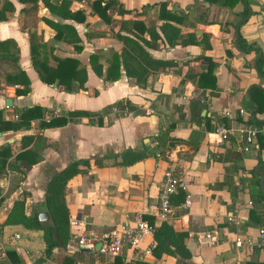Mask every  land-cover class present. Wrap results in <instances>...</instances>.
Wrapping results in <instances>:
<instances>
[{"label":"crops","instance_id":"obj_1","mask_svg":"<svg viewBox=\"0 0 264 264\" xmlns=\"http://www.w3.org/2000/svg\"><path fill=\"white\" fill-rule=\"evenodd\" d=\"M93 1L72 0L70 10L85 13V20L77 22L52 14L40 0L35 10L19 0H0L1 11L7 3L14 8L5 11L6 19L0 20V41L11 40V50L17 55L16 61L0 58L2 117L16 120L17 110L33 105L43 108V120L77 110L99 112L102 116L101 124L96 118L75 116L62 126L41 127V119L37 118L29 127L0 131V149L10 148L7 162L20 165L24 161L17 160L16 155L27 148L37 155L32 165L20 166L19 170L5 166L0 172V262L12 264L6 252L15 251L21 260L19 264H63V256L80 250L71 264H112L117 256L122 258V264H179L174 256L157 257L153 250L145 252L151 236L142 239L140 249H125L114 256L98 250L83 252L78 245L80 237L89 238L94 233L99 239L104 231L135 212L153 216L155 225L163 222L158 217V195L164 171L172 164L181 174L186 196L181 204H172V214L164 222L187 233L185 244L191 253L190 263L264 261V248H239L234 243L236 233L254 238L262 227L251 223L249 210L254 206L260 215L264 214L262 205L257 208L250 197L260 189L251 172L255 171L258 177L264 172V147L257 139L244 151L243 143L236 137L219 143L214 133L219 124L230 126L238 122L235 117L239 116V108L246 110L248 124H254L249 122L252 117L264 122V98L262 104H257L251 92L253 87L264 90V75L256 69L260 56L264 69V0H246L248 19L235 27L232 24L238 20L244 0L232 8L205 0H117L109 11L111 23L93 11ZM162 2L166 10L183 16L182 21L161 16ZM119 5L128 11L119 13ZM43 18L71 24L81 39V51L56 39L55 30ZM134 21H141L144 27L170 22L180 28L181 36L194 33L196 43L168 45L162 38L154 40L147 31L136 29ZM237 26L238 35L257 46L255 50L244 52L237 48ZM29 32H35L44 44L50 66L57 64L53 56L78 59V67L87 71L84 88L65 91L40 79L31 62ZM128 32L139 34L149 43L138 41L151 57L172 62L165 70L151 71L143 86L135 84L122 65L120 53L125 43L119 34ZM203 38L210 45L208 48L200 42ZM228 50L232 56L227 55ZM91 54L98 55L101 76L92 69ZM113 54L118 55V75L108 80L105 76ZM210 59L214 61L211 75L216 77L215 88L208 84V77L200 76L207 73ZM18 70H23L30 81V90L22 95L16 93L21 85L9 83L5 77ZM8 98L10 106L6 105ZM123 102L126 106L121 109L117 104ZM114 106L120 111L113 113ZM256 106L259 112L255 114ZM224 110H230L231 117L222 116ZM24 135L35 136L26 148L21 145ZM172 137L183 141L171 146ZM129 148L145 150L146 157L130 165L117 164L113 156ZM93 156L105 157L102 166L91 160L90 166H83L84 171L66 185L69 219L76 218L80 225L70 228L72 236L65 249L54 248L46 256L38 233L3 226L15 199L24 196L27 215L44 211V188L52 173L70 161ZM211 228H216L220 235L216 244L205 237ZM15 233L20 235L18 239L14 238Z\"/></svg>","mask_w":264,"mask_h":264},{"label":"trees","instance_id":"obj_2","mask_svg":"<svg viewBox=\"0 0 264 264\" xmlns=\"http://www.w3.org/2000/svg\"><path fill=\"white\" fill-rule=\"evenodd\" d=\"M22 3L29 4V9H36L38 0H19ZM48 10L55 15H58L64 19H72L77 22H83L85 20V13L83 10H70V5L72 0H40ZM209 3L219 2L223 6L229 8L234 7L241 0H205ZM117 0H94L92 3L93 11L98 14L107 23H111L110 9L117 4ZM161 16L167 19L175 20L181 22L183 16L172 14L169 10L165 9V3H160ZM27 8V9H28ZM13 5L7 3L6 8L0 10V20H5L7 15L5 11H13ZM116 10L119 13H124L125 10L121 5H119ZM249 8L246 5V0H244L243 10L237 13L238 20L232 24L234 27L236 25L243 24L249 16ZM43 20L55 30V38L62 39L65 42L72 44L74 49L79 52L82 49L81 39L78 36L76 29L69 23H62L51 20L49 18H43ZM126 22H123V25ZM134 27L141 32L143 30L147 31L152 39L156 40L162 38L168 45H174L178 42L181 43H196L195 34L188 33L186 36H181V30L178 26L170 23L164 22L161 25L144 27L141 21H134ZM127 29V28H125ZM119 37L125 43V47L120 53L122 65L125 69L126 75L137 85L143 86L146 83L148 75L151 71L165 70L172 66V62L169 60H161L153 58L150 54L141 46L138 42L141 40L144 44H149L144 38L139 36L135 32L120 33ZM237 48L244 52H249L255 50L257 46L253 44H248L247 41L239 34L236 38ZM202 44L205 43V39L200 40ZM11 40L0 41V58H10L13 61L17 60V55L11 50ZM29 44H30V56L31 62L39 74L40 79L47 83H55L57 86H61L65 91H73L78 88H84V84L87 78V71L85 68H79V61L74 57H56L53 56L57 61L56 66H50L47 63L46 51L43 49L44 44L41 43L35 32H29ZM210 45L208 43L204 44L205 48ZM53 48L50 50L52 51ZM228 56H232L233 53L228 50ZM209 59V58H208ZM98 55L91 54L90 62L93 71L98 75H102V65L97 62ZM214 61L210 59V66H208L207 73L200 75L202 77H208L211 82L208 83L213 88L216 87V77L211 75L212 66ZM256 69L260 74L264 75L263 69V57L260 56L256 61ZM118 75V55L113 54V59L111 66L108 68L106 74V79L112 80L116 79ZM6 80L9 83L19 84L21 88H16V93L18 95L26 94L30 90V81L27 74L23 70H18L15 74H6ZM252 98L255 103L262 104L264 98V90L257 87H253ZM254 92L258 94L255 95ZM262 99V100H261ZM260 101V102H259ZM121 109L126 106L125 102L118 103ZM110 109L108 107L104 110L107 112ZM18 118L16 120H5L2 117V111H0V131L3 130H17L22 127H29L32 120L40 118L41 127H55L65 125L68 119L75 116H87L91 120L96 118V122L101 124L102 116L99 112H88L84 110L69 111L67 116L57 115L52 116L49 120H43L44 111L39 105H33L29 107H24L17 110ZM259 112V107L256 106L255 114ZM247 116V115H246ZM235 117V121H243L248 124L247 117ZM252 125H260V122L255 120V117L249 119ZM227 124V123H226ZM250 125V124H249ZM162 137V134H161ZM35 138L34 135H24L22 137V147L26 148ZM160 139V137H159ZM260 146L264 147V139L257 137ZM171 146L174 143H180L183 139L172 137ZM10 155V148L5 146L0 149V172L4 171L5 166L12 170H19L20 166H29L36 162V153L27 148L23 152H19L16 155V159L21 162L18 165L15 162H7ZM116 163L119 165H130L137 161H140L146 157L145 150L136 149H125L119 154L113 156ZM104 156H93L89 158H79L70 161L65 167L56 170L48 178L47 183L44 188L43 196V206L49 214V219L46 221H40L37 216V212L31 215H27L24 210V196L18 197L12 203L10 211L5 219L3 226L19 227L24 233H38L40 235V241L44 245L43 251L46 256L51 254L54 248L65 249L67 244L71 239V231L69 225V209L65 202V190L67 182L75 175L84 171L83 166H90V161L92 160L96 166H102V161ZM260 163V159L258 160ZM252 177L259 183V178L255 171L252 170ZM264 172L261 174L263 175ZM260 175V176H261ZM186 193L182 188L178 187L177 194L171 197V204L179 205L185 199ZM258 208V204L262 205L264 208V193L259 189L256 195L250 196ZM144 218L147 219L150 226L153 228V236L157 242L156 247L153 249V253L160 257L162 254L174 256L179 264H191L190 258L191 253L185 244V237L187 233L185 231H177L173 226L167 222H161L159 225L154 224V217L149 214H143ZM249 218L251 223L259 224L264 226V214L260 215L254 206L249 210ZM11 230H13L11 228ZM75 254V255H74ZM73 255L63 256V264H71L76 260L75 256L81 254V251L75 252ZM6 255L12 264H19L20 258L17 256L15 251H7ZM122 258L120 256L115 257L112 264H122ZM0 264H4L0 262ZM244 264H264V261L258 260H247Z\"/></svg>","mask_w":264,"mask_h":264},{"label":"built area","instance_id":"obj_3","mask_svg":"<svg viewBox=\"0 0 264 264\" xmlns=\"http://www.w3.org/2000/svg\"><path fill=\"white\" fill-rule=\"evenodd\" d=\"M111 111L115 113L119 112L120 109L117 106H114ZM237 112L241 117L247 115L244 108H239ZM221 115L231 117V112L230 110H224ZM214 133L218 136L219 143L229 139L231 136L236 137L240 143H243V150L248 151L250 146L256 143L257 137H264V122L257 126L246 124L243 121L235 122L230 126L219 124L216 126ZM178 187L183 189L181 174L178 172L177 167L172 164L164 171L158 195V217L164 221H167L172 214L171 197L177 193ZM69 225L70 227H74L80 225V223L76 218L71 217L69 219ZM145 236H151L145 248V252H150L157 245V242L153 237V228L150 226L147 219L144 218L142 213L135 212L127 216L123 222L104 231L99 239L94 233H91V237L89 238L80 237L78 239V245L80 247L90 245L91 248H94L97 241H101V246L98 251L104 255L114 256L118 255L125 249H130L132 251L137 250L138 248L140 249V242ZM19 237L20 235L18 233L14 234L15 239H18ZM205 237L212 244H216L220 240V235L216 228L208 230L205 233ZM234 243L239 248H243V246L249 248H252L253 246L264 248V226L258 229L254 238L236 233Z\"/></svg>","mask_w":264,"mask_h":264},{"label":"water","instance_id":"obj_4","mask_svg":"<svg viewBox=\"0 0 264 264\" xmlns=\"http://www.w3.org/2000/svg\"><path fill=\"white\" fill-rule=\"evenodd\" d=\"M238 27H239V26L236 27V36H238ZM6 105H7V106H10V105H11V100H10L9 98L6 100ZM259 188H260V190L264 193V174H263L262 176H260V178H259ZM37 216H38V219H39L40 221H46V220L49 219V214H48V212H47L46 210H44V211H42V212H39V213L37 214ZM100 246H101V243L98 242V243L95 245L94 248H85V247L82 246V247H81V250H82L83 252H91V251L98 250V249L100 248ZM74 264H77V263L75 262Z\"/></svg>","mask_w":264,"mask_h":264}]
</instances>
